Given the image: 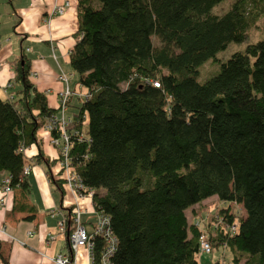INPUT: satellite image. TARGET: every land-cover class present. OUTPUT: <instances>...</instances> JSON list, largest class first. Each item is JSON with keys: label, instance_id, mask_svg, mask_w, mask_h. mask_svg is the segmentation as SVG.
Masks as SVG:
<instances>
[{"label": "trees", "instance_id": "obj_1", "mask_svg": "<svg viewBox=\"0 0 264 264\" xmlns=\"http://www.w3.org/2000/svg\"><path fill=\"white\" fill-rule=\"evenodd\" d=\"M220 1L77 0L69 58L90 97L70 115L69 157L94 191V210L110 216L114 264H204L203 231L186 210L212 195L227 204L221 221L213 214L205 223L214 249L228 251L233 264H264V37L198 80L203 61L264 19V0H234L218 15ZM19 61L21 87L0 98V171L26 192L24 149L59 107L30 80L27 54ZM60 174L51 180L64 193ZM232 202L245 214L237 218Z\"/></svg>", "mask_w": 264, "mask_h": 264}, {"label": "crops", "instance_id": "obj_2", "mask_svg": "<svg viewBox=\"0 0 264 264\" xmlns=\"http://www.w3.org/2000/svg\"><path fill=\"white\" fill-rule=\"evenodd\" d=\"M62 1L0 0V98H8L11 94L15 96L21 87L15 81V67L22 54H27L31 60L30 71L37 72V76L29 75L30 80L46 94L51 107H59V91L65 86L58 79L61 72L70 75V87L74 91L66 110L68 115L73 114L76 106L82 103L80 93L86 92V88L80 84L69 58L78 39L77 0H70L71 5L65 12L56 14L49 23L43 21L55 2ZM27 47L31 51H26ZM53 49L55 57L52 56ZM9 81H13L14 87L5 89ZM37 137L38 143L24 150L26 165H31V171L26 176L28 191L15 187L5 192L2 180L8 173L0 171V253L7 257L9 264H55L52 257L68 248V234L60 229L58 223L69 213L72 214L70 209L75 204V196L66 182L63 193L51 180V177L60 178L62 175L59 148L51 142L46 127L39 129ZM81 204L85 212L83 222L91 229L92 220L88 217L90 213L94 214L93 200L86 198ZM50 234L54 237L50 238ZM78 256L81 261L87 259L85 246L80 247ZM219 260L218 256L210 262L222 264ZM0 264H3L2 259Z\"/></svg>", "mask_w": 264, "mask_h": 264}, {"label": "built area", "instance_id": "obj_3", "mask_svg": "<svg viewBox=\"0 0 264 264\" xmlns=\"http://www.w3.org/2000/svg\"><path fill=\"white\" fill-rule=\"evenodd\" d=\"M70 0H63L61 3L55 2L52 10L49 11L48 15H45L44 21L49 22L53 16L56 14H62L65 12L68 6H70ZM26 51H31L29 47L26 48ZM72 51V50H71ZM70 51V52H71ZM52 55L55 57L54 49ZM32 76H37V72H31ZM70 75L61 72L58 75V79L65 83V86L62 90L59 91L58 103H59V111L57 115H52L49 117V120L46 123V129L50 131L58 127L60 134L59 136H53L51 138V142L59 146L61 149L60 152V167L63 169L64 178L66 179V183L73 190L75 196V204L72 208V223L73 227L69 231L67 229V218L65 217L63 220L59 221L60 229L63 232H67L68 234V248L65 252L56 253L52 259L55 264H114L113 256L118 247V237L111 227L110 216L104 213L103 211L94 210V220L91 221L93 223V227L89 229L86 223L83 222V214L84 209L81 204V201L86 198H91L94 191L90 189H86L82 184V179H80L78 173L75 171V168L71 165V157H69V142H70V132L69 127L72 125V116L68 115L66 112L69 106V100L74 91H72L69 83ZM14 87L13 81H9L5 85V89H9ZM80 96L82 98L90 97V93L88 91L81 92ZM13 94L9 95V98H12ZM25 150V149H24ZM31 165L30 163L25 165L23 170L24 174L28 175L30 173ZM10 177H5L3 179V188L5 192H9L12 187L9 185ZM3 198H1V203H3ZM222 218L218 217V222L221 221ZM199 224V223H198ZM230 230L232 232L237 230V224H230ZM5 231L6 229L3 228ZM54 236L50 234V238ZM95 239L100 241L99 248L95 243ZM86 247V256L87 259L85 261H81L78 256V252L80 247ZM199 254H209L214 251V247L212 245L211 239L206 237L202 232L200 236V247Z\"/></svg>", "mask_w": 264, "mask_h": 264}, {"label": "rangeland", "instance_id": "obj_4", "mask_svg": "<svg viewBox=\"0 0 264 264\" xmlns=\"http://www.w3.org/2000/svg\"><path fill=\"white\" fill-rule=\"evenodd\" d=\"M234 0H221L218 4H216L213 7V11L217 13L218 15H221L223 13H226L231 9V6L233 4ZM54 17V16H53ZM52 17V18H53ZM44 21V19H43ZM45 22V21H44ZM46 23H49L46 21ZM264 19H259L257 23L254 26H249L247 35L244 39V41L237 42L233 41L231 42L227 47L223 48L222 50L218 51L215 58H209L201 63V66L199 67L198 72V80L204 81L212 75H214L219 69H220V62H222L224 59L230 57L233 52L237 50H244L246 45L248 43H254L257 40H260L264 37ZM154 42H157V38L153 39ZM53 56V55H52ZM54 57V56H53ZM65 73V72H64ZM31 75V72H30ZM70 80V77H69ZM70 83V81H69ZM14 101H16L14 99ZM86 126H84V132H86ZM227 204L219 200V198L216 195L209 196L206 200H204L201 203H197L194 208H196L195 211H198L197 214H194L192 211L193 207H190L186 210L187 218L189 221H197L199 223L200 229H202L203 233L206 237H209L208 231L205 228V223L207 222L208 218L211 217V215L215 214V216L218 218L220 217L218 213V209L221 206H226ZM231 211L233 214L238 218L240 215L245 214V210L242 204L237 203H230ZM198 216V218H196ZM91 220H94V214L90 213L89 217ZM218 222V219H217ZM90 227H93V223H90ZM222 250H216L214 249L213 252H210L209 254H198V258L203 262L204 264H211L210 260L213 258L220 257V260L222 264H233L230 260L229 252H225V254L222 256L220 253Z\"/></svg>", "mask_w": 264, "mask_h": 264}]
</instances>
